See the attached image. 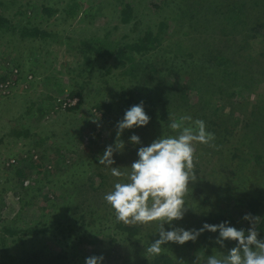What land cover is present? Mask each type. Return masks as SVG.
<instances>
[{
    "label": "rangeland",
    "instance_id": "1",
    "mask_svg": "<svg viewBox=\"0 0 264 264\" xmlns=\"http://www.w3.org/2000/svg\"><path fill=\"white\" fill-rule=\"evenodd\" d=\"M204 1L210 5L209 2L213 4L217 0ZM237 3L240 1L218 0L216 6L224 16L216 20L210 12L206 13L211 25L218 28L224 23L229 22L227 27L233 21L236 25L242 22L240 17L234 20L235 11L226 7ZM127 7L132 9L129 14ZM188 8L182 0H0V16L6 20L0 27V262L22 260L26 263L31 255L42 264H85L86 258L101 255L105 258L104 264H141L143 257L150 259L152 254L146 251L149 241L159 239L154 233L156 222L137 227L136 240L131 241L127 234L115 229L111 220L97 222L86 212L83 220L79 219L82 213L73 217L74 209L70 211L67 202L73 200L74 208L84 196L95 192L82 194L78 189L82 187L80 181L87 180L97 187L99 195L85 197L87 203L91 207L104 208V204L111 208L104 200L105 194L113 190L114 181L127 179L132 163L138 159V147L130 142L131 136L140 138L146 127L157 121L154 105L163 104V97L158 96L161 90H154L153 85L159 82L176 90L182 86L183 72L172 73L166 69L169 60L178 58L160 53L163 48L157 43L160 39L175 46L187 43L184 33L189 32L186 27L190 23L188 20L185 24L184 17ZM202 20L203 16L192 23ZM149 33L153 35L150 49L140 54L133 49V44ZM225 33L242 32L231 28ZM257 33L259 39L253 41L251 48L264 52V29ZM222 45L219 43L217 47ZM108 51L113 55L106 54ZM183 52L179 58L188 53ZM132 55L134 61L128 59ZM256 66L263 71L250 89L252 94L247 92L241 96L244 104L254 103L260 97L264 101V62ZM152 75L155 81L147 86L145 77ZM190 96L198 102V96ZM130 98L133 102L127 107ZM141 102H151L148 109L145 107L150 123L120 134L125 147L121 152H114L112 166L119 167L124 175L114 177L109 167L99 165V158L107 146L115 147L116 125L125 111ZM226 105L221 108L227 115L220 122L228 119L229 130L234 134L227 135L228 141L221 144L220 149L226 152L224 160L212 154L213 144H194L192 181L185 196L187 201L195 189L194 174L199 172L206 182L210 181L207 189L216 198L201 209L200 204H192V220L186 225V211L183 219L173 221V225L185 224L184 229L193 230L199 212H221L230 226L243 228L247 234L251 224L243 217L251 214L257 218V238L264 240V230L263 233L259 230L264 218L261 187L255 189L261 202H249L251 207L245 208L240 202L251 195L227 193L232 191L222 179L225 168L221 165L226 164L233 151L242 148L239 139L243 133V123L239 121L242 105H234L232 100ZM232 108L234 114H229ZM169 132L172 136L178 134L171 129ZM250 154L249 165L252 161L259 166L258 169L249 167V171L251 168L252 176L260 175L263 186L258 185L264 188V148ZM102 178L107 179L105 186L101 185ZM224 190L228 197L223 194ZM203 199L201 195L200 201ZM66 211L70 214L61 215ZM145 243L148 246L143 249ZM164 248L163 252L169 251L172 256L178 248L183 250L180 259L183 263L196 262L197 256H193L195 252L189 247L168 250L164 245Z\"/></svg>",
    "mask_w": 264,
    "mask_h": 264
},
{
    "label": "trees",
    "instance_id": "2",
    "mask_svg": "<svg viewBox=\"0 0 264 264\" xmlns=\"http://www.w3.org/2000/svg\"><path fill=\"white\" fill-rule=\"evenodd\" d=\"M240 1V3L232 4V6L227 5L226 7H231L233 11H235V18L240 17L239 24L236 25L235 21L230 23L229 26L226 27L228 23H224L219 25L218 28H214L211 25L206 13L210 12L213 18L218 20V17H223L224 14L221 13L219 6H216L215 1L213 4L209 2L210 5L206 4L204 0H182V3L189 7L185 13L184 20L185 24L189 20V25L187 24V31L184 33L185 35V43L178 44L175 46V43L166 42L162 39L159 40L157 44L159 47L161 46L160 53H168L173 54L178 59L169 60V66L166 68L169 72H183L184 79L182 80V86L179 89H173V87L167 85L163 86L161 83H155L153 85L154 90L160 89L161 93L158 95L159 97H163L162 105L158 107L156 103L154 108L157 110L156 119L154 123L148 125L146 131L141 133L140 141L141 143L137 145L138 150L140 147H146L150 145L153 141L157 140V138L163 133L166 132L165 136L170 134L168 125L173 121H178L181 116L189 115L192 117L193 120L200 119L203 120L206 124L207 130L214 133L215 140L212 142V154L219 155L220 159L224 160L226 152L221 150V144H224L225 140H227V135L234 134V131L230 132L228 127V119H226L223 123L220 122L221 117L227 115L223 113L222 106H227L226 102L232 100L233 104H241L238 106L240 108L235 107L237 111H239L241 118L239 119L240 122L243 123V133L240 134V149L233 151L231 156H229L228 161L226 164L222 163V167L225 168V173L222 177L224 184L226 187L232 191L227 193H232L233 195H246L250 194L251 196L247 198L246 201H239L241 205L246 207H251L250 203L258 202L260 203L261 200L258 199V187H261L262 191H260V195L264 197V188L262 187L263 184L260 183V175L258 173L251 175L253 171L251 168H256L259 166L257 163L250 164V157L251 152L257 150L258 148H264V101L261 97L253 102H247L246 104L243 103L244 98L242 100L241 96H244L245 93L249 92L250 89L254 88L253 84L257 81L256 78L261 76V72L263 68L256 66L257 63L264 62V52H256L254 51L251 46L255 43L253 41H257L259 39V35L257 32H260L264 29V7L263 3L264 0H236ZM214 5V7H213ZM218 5V4H217ZM131 7H127L126 13H131ZM203 16L202 22L192 23L193 21L197 20L199 17ZM6 24V20L0 16V27ZM240 27V28H239ZM231 28L237 29V31H241L242 33H225L230 31ZM35 31V30H34ZM34 31H31L33 34ZM38 32V31H35ZM221 32V33H219ZM152 33L146 34L142 39H139L133 45V49L137 52H147L149 51V41L152 38ZM154 40H157L155 37ZM89 41H84V44ZM219 43H222V47H217ZM91 45V44H90ZM184 45H187L184 47ZM87 46V45H86ZM87 48L92 51V48L88 45ZM221 48V49H218ZM188 51L184 58H179V53L183 51ZM99 51V50H97ZM106 53L108 55H113L112 51H108ZM184 53V52H183ZM99 54V53H98ZM117 55V53H116ZM118 56V55H117ZM130 61L135 60V56H131L128 58ZM181 60V61H178ZM135 64L133 65V68ZM160 71V70H159ZM163 71V70H162ZM161 72V71H160ZM158 72V73H160ZM146 82H148L147 86H150L154 81L155 77L148 76L145 77ZM252 94V93H250ZM190 95L198 96V102H195L191 99ZM236 99V97H238ZM247 98L246 100H248ZM170 100V104L168 101ZM237 100L239 103H236ZM152 101V100H151ZM133 102V98H130L127 101V107L130 106V103ZM151 103V102H150ZM150 103H143L144 109H148ZM250 106V107H249ZM102 107V106H101ZM109 109L108 106H105ZM210 107L212 109L210 110ZM145 109V110H146ZM165 112L162 116L161 113ZM229 114L233 113V108L229 111ZM168 117V118H167ZM229 118V117H228ZM230 123V120H229ZM229 132L226 134L225 132ZM222 132H224L222 134ZM228 141V140H227ZM216 144V147L214 145ZM225 145H228L227 143ZM242 150L244 153L240 152ZM245 150V151H244ZM132 151H135L134 149ZM119 155V154H118ZM120 156V155H119ZM249 167L250 171H249ZM253 170V169H252ZM200 171V170H199ZM199 172L194 174L195 178L193 179V188H195L191 196H188L189 199L186 201L187 203V214H186V225L192 220L193 217L190 218V214L193 213V205L192 204H200L201 207L207 206L215 197V193L212 194L208 191L207 187L210 181H205L202 177L199 176ZM106 178H102L101 185H106ZM259 181V182H258ZM82 183L81 192L85 194L90 193L92 190L93 194H89L84 196L82 202H77L78 205H74L73 200H68V208L74 209L73 217H79V213H82L83 216L79 217V219L83 220L86 218L87 215L94 217L97 222L100 220H106V222H111L115 224V229L119 228V231L123 234H127L131 241L136 240V236L138 234L135 233L137 227L139 228L141 224H134V225H123L122 222L116 220L115 212L112 208H107L104 206L102 208L99 207H91L88 202V196L94 198L98 195L97 187L95 188L94 185H90L87 180L80 181ZM119 181H114L111 184V187L114 188L115 183ZM123 183L122 181H120ZM127 182V179L124 181ZM261 184V185H258ZM200 187L201 189H198ZM209 188V187H208ZM205 189V190H204ZM199 193V195H197ZM226 191H223L225 196H229L225 194ZM196 195V196H195ZM201 195L204 197L203 201H200ZM256 195V197H254ZM86 197V198H85ZM99 201V200H98ZM262 201H264L262 199ZM97 202V200H96ZM237 202V201H236ZM250 202V203H249ZM78 208L76 209L75 207ZM197 207V206H196ZM111 209V211L109 210ZM70 211H66V213H61V215H68ZM88 211L91 212L88 214ZM101 211V212H100ZM86 212L87 215H84ZM98 213L103 216L100 217ZM64 215V216H65ZM108 217L110 219H108ZM188 222V223H187ZM225 222V218L221 212L216 213H208V211H201L199 212L197 218L194 220V225H192L193 230L200 229L205 223L210 225H219ZM175 227H179L177 224L174 225ZM184 226V227H182ZM179 228H185V224H183ZM155 227V235L158 234V226ZM165 230H171L170 226L165 224ZM259 230H264V218L259 225ZM6 232H9L6 230ZM53 232V231H52ZM218 236V233H210L205 231L199 238L195 241H190L184 245H177L175 243H168L166 246L168 250L171 248L177 249L178 246L180 247H189L190 250L195 252L193 256L196 258V262L191 264H204L206 260V256H211L213 254V250L216 252H220L223 254H227L233 247L236 246V242L231 243L225 242V247L221 248L218 244L215 243V240ZM151 242L149 241V244ZM148 244H144L143 249H145ZM176 255L172 256L169 251L162 252L160 255H152L150 259L143 257V261L141 264H189L183 263L180 259L183 258L182 253L183 250L177 249ZM168 252V253H167ZM141 253V251H140ZM189 253V252H188ZM31 260L23 263L22 260H13V261L6 263L0 262V264H42L37 263V257H32ZM199 258V259H198ZM182 262V263H180Z\"/></svg>",
    "mask_w": 264,
    "mask_h": 264
},
{
    "label": "clouds",
    "instance_id": "3",
    "mask_svg": "<svg viewBox=\"0 0 264 264\" xmlns=\"http://www.w3.org/2000/svg\"><path fill=\"white\" fill-rule=\"evenodd\" d=\"M149 123L150 117L145 112L143 102L126 110L116 125L115 147L109 145L105 148L99 158V165L109 167L114 177L124 175L119 167L112 166L115 163L114 152H121L125 147L120 134L124 130L146 127ZM168 127L178 134L163 135L150 145L140 147L138 159L132 163L131 171L127 174V182L115 183L113 190L105 194L104 200L114 210L116 220L126 225L156 222L159 239L150 243L146 250L152 255H160L168 243L184 245L207 231L218 233L215 243L221 248L229 241L236 242V246L227 254L213 250L211 256H206L204 264H264V240L257 238V218L251 214L243 217L251 224L247 234L243 228L232 227L227 221L219 225L205 223L198 230H186L173 225V221L182 220L187 211L185 196L189 181H192L190 171L193 168L194 144L212 146L215 135L207 130L203 120H193L189 115L181 116ZM130 142L133 145L141 143L136 135L131 136ZM165 224L171 230L166 231ZM104 259L102 255L91 256L86 258L85 264H104Z\"/></svg>",
    "mask_w": 264,
    "mask_h": 264
}]
</instances>
